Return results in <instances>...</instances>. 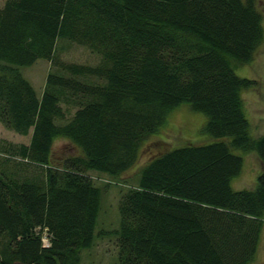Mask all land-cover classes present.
Returning a JSON list of instances; mask_svg holds the SVG:
<instances>
[{
  "label": "trees",
  "instance_id": "obj_1",
  "mask_svg": "<svg viewBox=\"0 0 264 264\" xmlns=\"http://www.w3.org/2000/svg\"><path fill=\"white\" fill-rule=\"evenodd\" d=\"M259 2L0 3V121L21 133L32 127L29 143L0 139V264H80L109 188L90 171L120 178L183 103L206 115L197 137L212 140L163 148L136 169L119 223L105 231L116 237L118 264L256 259L264 133L251 131L244 97L258 81L237 68L264 39ZM65 40L88 47L94 61H66L58 53ZM39 58L54 66L41 94L22 69ZM67 103L77 109L63 120ZM59 137L77 152L55 160ZM236 150L261 161L250 187L234 186L245 158Z\"/></svg>",
  "mask_w": 264,
  "mask_h": 264
},
{
  "label": "rangeland",
  "instance_id": "obj_2",
  "mask_svg": "<svg viewBox=\"0 0 264 264\" xmlns=\"http://www.w3.org/2000/svg\"><path fill=\"white\" fill-rule=\"evenodd\" d=\"M4 0H0L3 3ZM263 12L264 29V0H259ZM264 38V37H263ZM58 53L66 61L90 62L94 61L95 53L88 47L77 42L64 41ZM24 75L34 84L37 92L42 93L47 73L54 69L47 58H39L33 64L22 68ZM240 75L257 79L258 86L244 91L247 112L251 121V131L255 134L264 133V39L261 42L255 58L246 65L237 68ZM65 115L63 120H68L74 114L77 106L65 104L63 106ZM206 120L203 112L190 108L187 103L180 105L175 111H171L167 122L160 132L145 141L140 149V158L137 165L126 171L120 178L113 177L107 173L91 170L90 174L96 184L109 183L102 202L101 211L98 216L95 231L97 234L93 239L91 247L82 250L80 264H118L116 237L114 234L107 235L105 231L116 227L119 223V202L122 192L132 185L136 179V169L140 167L150 156L160 152L161 149L188 142H208L212 138L197 137L201 126ZM32 127L27 133H21L0 121L1 142L29 143ZM164 139V140H163ZM52 155L55 160H60L71 152H77L68 138L59 137L54 141ZM235 150V149H234ZM244 166L239 176L234 180V186H252L259 170L262 168L261 161L255 152H242ZM58 162V161H55ZM61 163V162H59ZM39 229V228H38ZM45 234V238L46 233ZM250 264H264V229L260 241L256 259Z\"/></svg>",
  "mask_w": 264,
  "mask_h": 264
},
{
  "label": "built area",
  "instance_id": "obj_3",
  "mask_svg": "<svg viewBox=\"0 0 264 264\" xmlns=\"http://www.w3.org/2000/svg\"><path fill=\"white\" fill-rule=\"evenodd\" d=\"M46 236H47V234H46ZM42 240H43L44 245L49 244V238H48V236L45 238V234L42 235Z\"/></svg>",
  "mask_w": 264,
  "mask_h": 264
}]
</instances>
